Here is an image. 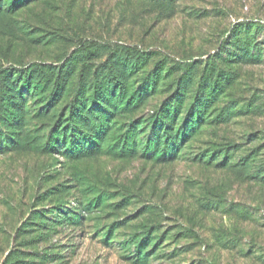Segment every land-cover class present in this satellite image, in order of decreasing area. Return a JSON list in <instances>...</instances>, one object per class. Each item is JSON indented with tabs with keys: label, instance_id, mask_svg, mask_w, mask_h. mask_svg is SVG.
Masks as SVG:
<instances>
[{
	"label": "rangeland",
	"instance_id": "rangeland-1",
	"mask_svg": "<svg viewBox=\"0 0 264 264\" xmlns=\"http://www.w3.org/2000/svg\"><path fill=\"white\" fill-rule=\"evenodd\" d=\"M5 261L264 264V0H0Z\"/></svg>",
	"mask_w": 264,
	"mask_h": 264
},
{
	"label": "trees",
	"instance_id": "trees-1",
	"mask_svg": "<svg viewBox=\"0 0 264 264\" xmlns=\"http://www.w3.org/2000/svg\"><path fill=\"white\" fill-rule=\"evenodd\" d=\"M85 51L87 52V49H86V48H85ZM86 55H87V56H90V55H88V53H86ZM86 58H87V57H86ZM86 65H87V64H86V62H85V63L83 64V67H82L83 72L87 70ZM7 263H8V262H7ZM7 263H6V261H5L3 264H7Z\"/></svg>",
	"mask_w": 264,
	"mask_h": 264
}]
</instances>
